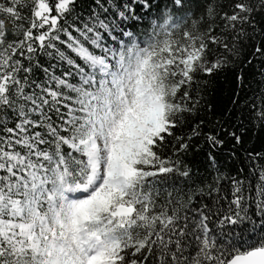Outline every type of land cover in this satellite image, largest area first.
Returning <instances> with one entry per match:
<instances>
[{
  "label": "snow or ice",
  "instance_id": "snow-or-ice-1",
  "mask_svg": "<svg viewBox=\"0 0 264 264\" xmlns=\"http://www.w3.org/2000/svg\"><path fill=\"white\" fill-rule=\"evenodd\" d=\"M249 126L264 0H0V264H264Z\"/></svg>",
  "mask_w": 264,
  "mask_h": 264
},
{
  "label": "trees",
  "instance_id": "trees-1",
  "mask_svg": "<svg viewBox=\"0 0 264 264\" xmlns=\"http://www.w3.org/2000/svg\"><path fill=\"white\" fill-rule=\"evenodd\" d=\"M158 3L163 7L167 0H158ZM145 27H147V21L145 22ZM251 78V77H250ZM223 84V77H221L214 85L209 86V99H215L219 101L223 95L224 91L220 88V85ZM255 87V85H254ZM226 88V85H225ZM251 128V126H249ZM245 147L249 149H255L256 151L264 153V129L261 128H251L247 133ZM202 143V141H201ZM165 154L171 155L170 149L166 150ZM242 155H244L242 153ZM227 151L223 153L219 159L218 167L221 169V172L229 177V179H222L220 181L221 193L224 195H229L231 192L232 185L230 183V177L236 176L238 178H245L252 180L255 184V178L250 175V164L245 159V163L241 164L239 160L233 161L226 159ZM184 161L188 164L193 165L197 168L200 173H203L207 165L205 155L203 151H193L182 157ZM261 163H264L262 161ZM244 168V172H238L239 168ZM247 194V193H245Z\"/></svg>",
  "mask_w": 264,
  "mask_h": 264
}]
</instances>
